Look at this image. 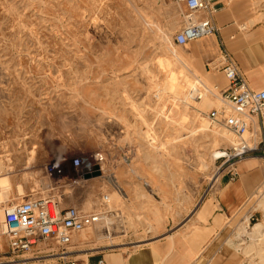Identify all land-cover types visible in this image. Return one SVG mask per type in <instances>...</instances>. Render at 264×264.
Listing matches in <instances>:
<instances>
[{
  "label": "rangeland",
  "instance_id": "1",
  "mask_svg": "<svg viewBox=\"0 0 264 264\" xmlns=\"http://www.w3.org/2000/svg\"><path fill=\"white\" fill-rule=\"evenodd\" d=\"M181 25L171 0H0V166L10 180L0 181V215L48 195L61 208L111 212L80 234L84 255L192 228L229 173L219 157L236 138L209 118L221 103L196 98L208 87L173 42ZM98 152L106 163L94 181L45 173Z\"/></svg>",
  "mask_w": 264,
  "mask_h": 264
},
{
  "label": "crops",
  "instance_id": "2",
  "mask_svg": "<svg viewBox=\"0 0 264 264\" xmlns=\"http://www.w3.org/2000/svg\"><path fill=\"white\" fill-rule=\"evenodd\" d=\"M219 4L221 10L215 17L218 34L181 47L184 60L206 87L220 93L227 89L229 81L213 64L225 50L250 89L263 91L264 0H219ZM5 170L0 166V181L10 182L3 174ZM235 171L238 176L234 180L229 173L222 177L213 197L198 210L189 231L180 230L169 239L134 251L114 249L81 254L77 257L79 264H264V227L254 233L253 226L247 225V220L254 218L257 224L264 225L260 195L259 203L252 205V198L257 197L264 184V159L247 158L236 164ZM2 245L7 249L5 240ZM40 248L35 246L21 263L43 264L35 261Z\"/></svg>",
  "mask_w": 264,
  "mask_h": 264
},
{
  "label": "built area",
  "instance_id": "3",
  "mask_svg": "<svg viewBox=\"0 0 264 264\" xmlns=\"http://www.w3.org/2000/svg\"><path fill=\"white\" fill-rule=\"evenodd\" d=\"M179 9L182 25L173 42L177 47H185L200 39L217 35L219 29L215 17L220 12L219 0H171ZM213 67L221 70L229 86L222 92L204 88V92L221 106L209 114L213 123H222L235 136L236 143L225 158L230 164L229 174L234 180L237 163L259 156L264 159V90L250 89L244 75L231 55L225 50ZM256 130L259 135H251ZM248 136V137H247ZM106 158L102 153L85 154L70 160L59 159L44 166L49 178L61 181L84 182V175L99 166L102 174ZM110 197L103 196L102 204L108 205ZM0 215V264H23L22 257L40 246L35 261L48 264H79L77 259L82 251L80 234L107 221L111 212H84L76 207H60L55 196L31 198L20 203H11L2 208ZM6 241L7 249L2 245ZM86 255V254H85ZM100 264H103L101 261Z\"/></svg>",
  "mask_w": 264,
  "mask_h": 264
},
{
  "label": "bare ground",
  "instance_id": "4",
  "mask_svg": "<svg viewBox=\"0 0 264 264\" xmlns=\"http://www.w3.org/2000/svg\"><path fill=\"white\" fill-rule=\"evenodd\" d=\"M169 63V62H168ZM190 70H191V68H189ZM188 69V70H189ZM189 70V71H190ZM187 71V70H186ZM192 71V70H191ZM196 75V74H195ZM189 77V76H188ZM192 77V76H191ZM197 80V79H196ZM201 83V82H200ZM201 85L202 86H205V83H204V81L201 83ZM198 91H200L199 89H196V88H194V93H196V92H198ZM204 103H210V104H212L213 106L215 105V103L213 102V101H211L209 98H207V96L205 95H203V97H202V100H201V105H203ZM228 134H229V132L228 131H226ZM230 135V134H229ZM232 140L234 141V139L232 138ZM219 154H221V153H218L217 155H219ZM222 155V154H221ZM50 179V178H49ZM48 179V180H49ZM95 179V178H94ZM92 180V179H91ZM89 181V180H88ZM217 181H218V179H217ZM44 182H45V180H44ZM50 184V183H49ZM49 184H47V185H49ZM51 185V184H50ZM55 185V184H54ZM53 185V186H54ZM52 186V185H51ZM19 188V191H23V188H22V186H18ZM50 187V186H49ZM48 188V187H47ZM54 188V187H53ZM259 203V202H258ZM259 207L260 208H263V210H264V192H262L261 193V198H260V203H259ZM97 227H99L100 226V224L99 225H96ZM246 225H243V226H241V228H243V227H245ZM263 227H264V225H262V224H256V225H254L253 226V231H254V233L256 232V233H259V232H261V230L263 229ZM99 230V229H98ZM91 232V231H90ZM81 237H83L84 238V234H81ZM86 237V236H85ZM264 241V240H263ZM260 244V243H259ZM260 247H261V245H259ZM260 249V248H259ZM246 251H248V250H246Z\"/></svg>",
  "mask_w": 264,
  "mask_h": 264
},
{
  "label": "water",
  "instance_id": "5",
  "mask_svg": "<svg viewBox=\"0 0 264 264\" xmlns=\"http://www.w3.org/2000/svg\"><path fill=\"white\" fill-rule=\"evenodd\" d=\"M99 177H102V171L99 166H94L92 172L84 175V179L86 181L94 179V178H99Z\"/></svg>",
  "mask_w": 264,
  "mask_h": 264
}]
</instances>
